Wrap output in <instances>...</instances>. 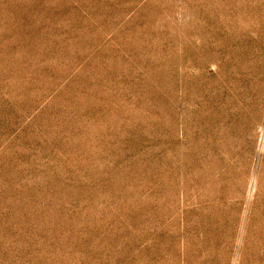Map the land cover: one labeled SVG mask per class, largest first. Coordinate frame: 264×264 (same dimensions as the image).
Wrapping results in <instances>:
<instances>
[{
	"label": "rangeland",
	"instance_id": "1",
	"mask_svg": "<svg viewBox=\"0 0 264 264\" xmlns=\"http://www.w3.org/2000/svg\"><path fill=\"white\" fill-rule=\"evenodd\" d=\"M0 264H264V0H0Z\"/></svg>",
	"mask_w": 264,
	"mask_h": 264
}]
</instances>
